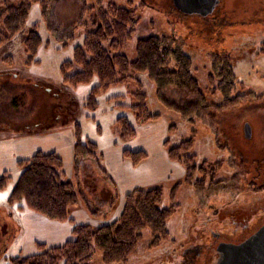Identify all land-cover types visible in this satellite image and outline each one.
Here are the masks:
<instances>
[{
	"label": "rangeland",
	"instance_id": "1",
	"mask_svg": "<svg viewBox=\"0 0 264 264\" xmlns=\"http://www.w3.org/2000/svg\"><path fill=\"white\" fill-rule=\"evenodd\" d=\"M109 2L137 8L136 30L119 50L130 60L136 59L139 39L164 36L167 43L191 57L192 74L201 91L219 84L223 75L215 62L227 60L234 77L230 99H236L226 100L219 89L214 95L207 94L213 103L190 124L162 102L155 82L140 72L137 77L143 83L148 108L162 116L139 125L133 139L121 140L117 117L133 116L130 105L137 81L103 91L97 108L90 110L82 103L97 80L72 88L62 83L60 69L65 59L73 57L74 46L82 44L86 30L96 27L99 10ZM86 6L90 7L85 12L87 25H82ZM53 7L48 21L38 10L33 11L24 29L0 45V173L8 170L12 174L8 187L0 191V264L13 256L37 253L38 241L62 245L73 237V224L68 220L44 223L43 217L33 213L23 216L22 211L7 205L6 198L21 172L16 160L32 155L38 147L59 153L65 178L76 183L77 189L83 173L85 179L80 180L86 183L88 198H81L71 208L72 213L77 210L73 215L77 223L100 226L120 215L103 221L101 214L96 223L85 215V206L90 215L104 213L96 196H110L113 188L101 177L105 169L102 155H76L75 121H79L83 136L98 144L99 153L103 149L106 154L115 145L123 150H146L150 157L135 167L133 182L145 188L162 186V206L179 204L168 220L167 240L149 249L150 233L145 231L138 252L127 263L112 264H215L221 241L239 242L264 224V52L259 49L264 41V0H219L206 15L185 13L173 0H56ZM37 21L43 38L36 56L39 61L26 64L27 31ZM190 137L194 142L188 153L195 156L196 165L191 183L185 167L168 153L169 147ZM21 141L24 143H18ZM52 143L62 148L52 149ZM150 181L153 183L148 185ZM178 182L181 186L172 197ZM89 263L109 264L99 251Z\"/></svg>",
	"mask_w": 264,
	"mask_h": 264
},
{
	"label": "trees",
	"instance_id": "2",
	"mask_svg": "<svg viewBox=\"0 0 264 264\" xmlns=\"http://www.w3.org/2000/svg\"><path fill=\"white\" fill-rule=\"evenodd\" d=\"M55 3L56 0H0V45L24 29L33 11H39L48 21ZM86 7L82 12V25H87L85 12L90 7ZM98 17L96 27L86 30L82 44L74 46L73 57L63 61L60 67L62 83L77 88L96 79L97 83L91 87L82 103L83 108L94 110L99 105L98 95L103 91L136 80L138 88L136 93L132 94L134 102L130 105L133 116L121 114L117 117L121 140L133 139L139 125L162 116L150 112L147 95L142 88L143 83L137 77L140 72H146L155 82L156 92L162 102H167L169 108L180 112L190 124L196 122L204 108L213 103L208 100L207 94L214 95L219 89L225 94L223 96L226 100L236 99L235 96L230 99L234 77L232 66L227 60L219 62L218 59L215 62L223 75L219 84L214 85L213 90L201 91L198 80L192 74L191 57L167 43L164 36L154 35L139 39L135 60H130L126 54L119 51L136 30V24L139 22L137 8L109 2L99 10ZM39 25L37 21L32 29L27 31L26 64L39 61L36 56L43 44V38L37 29ZM104 42H107V46ZM259 49L264 52V41ZM120 105L124 107L123 104ZM222 105L225 104L219 106ZM73 129L76 155L81 153L82 157L95 158L101 156L98 144L83 136L79 121H75ZM194 132L196 133V130ZM168 142L169 140L165 144ZM193 142L194 137H190L168 149L170 158L185 167L189 183L192 182V170L196 168L195 156L188 153ZM123 155L128 157L134 166L149 156L144 149L131 148H125ZM188 157L190 160L186 159ZM16 165L21 172L6 198L7 205L13 211L26 213L24 211L29 210L44 214L50 219L68 220L73 224V237L62 245L50 246L38 241L37 253L13 256L5 264H90V259L98 251L106 263H127L138 252L145 231L150 233L149 249L169 238L167 223L179 204L162 206V186L134 188L125 195L124 207L118 218L94 226L77 223L70 217V207L77 204L81 198L88 197L80 187L77 189L76 183L65 178L63 158L57 151L38 149L28 157L18 158ZM205 168L203 166L201 169L205 171ZM11 180L10 171L1 172L0 191H4ZM180 186L181 182L173 186L172 197H176Z\"/></svg>",
	"mask_w": 264,
	"mask_h": 264
},
{
	"label": "crops",
	"instance_id": "3",
	"mask_svg": "<svg viewBox=\"0 0 264 264\" xmlns=\"http://www.w3.org/2000/svg\"><path fill=\"white\" fill-rule=\"evenodd\" d=\"M73 131H74V129H73ZM68 134H69V138H71V136H70L71 134L70 133H68ZM69 141L70 140H68V142ZM18 143H24V142L21 141ZM51 145H55V146H52V149L56 148V150H57V148L58 149L62 148L58 143H55V144L52 143ZM115 146H117V147H115L114 149H112V147H111L109 149V151L106 152V154L103 153V149L100 151V153L102 155L101 156L102 160H103V158L105 159V167L102 163V165L105 169L101 170V172H103L104 176H101V177L106 179V182L109 183L108 187L113 188V190H112L113 193L110 196H104L101 194H98L96 196L97 197L96 204L98 207H104L105 208L104 213H102V211H101L98 214L93 213V215H90V213H89L90 211H88L86 206L83 207L85 209V215L89 216L92 219V221H94L95 223L97 221H99V220H97V217L100 216L101 214L103 216V221H109L111 219L113 220V218L116 216V213H121L123 210L124 202H125V195L136 187H146V186H139L138 184H135V182H133V180H132V177L135 175L133 173V172H135V167L137 168V167L142 166V164L147 159H149L150 156H148L147 158L142 160L137 166H134L128 158L123 156V149H122L123 146H118V145H115ZM45 147H47V146H45ZM38 149H39V147H38ZM67 152H68V158H69L70 157V151L67 150ZM71 152L73 153L72 149H71ZM25 157H27V156H25ZM85 162L86 161H83V163H85ZM84 175H85V173H84ZM80 179L81 180L85 179L83 177V173H80ZM80 179H79L77 184L81 185L80 189L82 190V192H84V191L86 192V187H85L86 183L83 184L84 182H81ZM151 183H153V182H151V181L148 182V185H150ZM71 208H73V206H71L70 210H69L70 217L75 219L77 216L75 217L73 215H76L75 212L77 210L75 209L74 213H72ZM114 209L117 210L115 213H114ZM30 213H33V214L40 216L39 218H41V217L45 218L44 223L49 222L51 220V219L45 217L44 215H42L38 212L36 213L35 211L26 212L23 214V216L30 214ZM51 222H54V221H51ZM26 229H27V227H26ZM23 233H24V230H23ZM36 240H38V238Z\"/></svg>",
	"mask_w": 264,
	"mask_h": 264
},
{
	"label": "water",
	"instance_id": "4",
	"mask_svg": "<svg viewBox=\"0 0 264 264\" xmlns=\"http://www.w3.org/2000/svg\"><path fill=\"white\" fill-rule=\"evenodd\" d=\"M175 6L189 14L206 15L219 0H173ZM219 257L215 264H264V224L239 243L221 241L217 246Z\"/></svg>",
	"mask_w": 264,
	"mask_h": 264
},
{
	"label": "flooded vegetation",
	"instance_id": "5",
	"mask_svg": "<svg viewBox=\"0 0 264 264\" xmlns=\"http://www.w3.org/2000/svg\"><path fill=\"white\" fill-rule=\"evenodd\" d=\"M231 143H232V141H231ZM220 179H218V180H216V181H219ZM234 220H236V217L235 218H233ZM224 222V221H223ZM254 232V231H253ZM253 232H251V234L253 233ZM249 236V235H248ZM247 236V237H248ZM247 237H245V238H247ZM244 238V239H245ZM242 241V240H241ZM240 242V241H239ZM212 256V255H211ZM214 257H215V255H214ZM218 257H219V253L217 252V255H216V260L218 259ZM216 260L214 261V263H216Z\"/></svg>",
	"mask_w": 264,
	"mask_h": 264
},
{
	"label": "bare ground",
	"instance_id": "6",
	"mask_svg": "<svg viewBox=\"0 0 264 264\" xmlns=\"http://www.w3.org/2000/svg\"><path fill=\"white\" fill-rule=\"evenodd\" d=\"M91 214V213H90Z\"/></svg>",
	"mask_w": 264,
	"mask_h": 264
}]
</instances>
